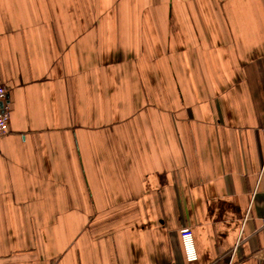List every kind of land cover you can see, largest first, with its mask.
Returning a JSON list of instances; mask_svg holds the SVG:
<instances>
[{"label":"crops","instance_id":"1","mask_svg":"<svg viewBox=\"0 0 264 264\" xmlns=\"http://www.w3.org/2000/svg\"><path fill=\"white\" fill-rule=\"evenodd\" d=\"M0 264H264V0H0Z\"/></svg>","mask_w":264,"mask_h":264},{"label":"built area","instance_id":"2","mask_svg":"<svg viewBox=\"0 0 264 264\" xmlns=\"http://www.w3.org/2000/svg\"><path fill=\"white\" fill-rule=\"evenodd\" d=\"M11 116V105L8 102V88L0 85V137L9 131V120ZM264 223V218L262 219ZM183 242L187 264H195L198 259L194 233L191 228H183L180 231ZM173 264V263H164Z\"/></svg>","mask_w":264,"mask_h":264}]
</instances>
